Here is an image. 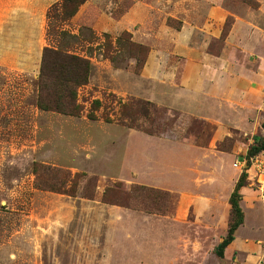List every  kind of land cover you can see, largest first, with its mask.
<instances>
[{"label": "rangeland", "instance_id": "obj_1", "mask_svg": "<svg viewBox=\"0 0 264 264\" xmlns=\"http://www.w3.org/2000/svg\"><path fill=\"white\" fill-rule=\"evenodd\" d=\"M92 2L95 9L118 18L131 1ZM260 3L264 0H226L230 11L217 37L206 39V55L198 51L207 65L227 62L226 74L239 84L233 90L240 83L250 86L237 103L247 113L243 124L218 131L211 122L138 94L142 67L134 69L135 58L144 64L148 46L129 51V43H138L127 31L77 28L54 9L41 22L39 7L33 31L30 23H2L7 35L0 36V61L12 63L28 53L21 63L34 68L26 73L0 70V264H223L213 248L225 234L227 198L239 179L231 163L262 136ZM233 12L252 24L256 38L248 54L221 47ZM162 23L171 29L180 26L169 17ZM11 28L14 36H8ZM26 28L29 35L16 34ZM242 32L240 26L234 36ZM45 49L89 62L86 84L74 90L81 108L77 116L36 105ZM150 61L149 76L157 74L156 62L163 63L158 79L164 88H185L184 55L154 54ZM93 101L98 107L90 110L91 120L86 114ZM121 103L130 106L132 116L120 110ZM197 111L203 114L204 107ZM240 185L246 226L258 227L264 208L245 181ZM248 204L254 207L248 209Z\"/></svg>", "mask_w": 264, "mask_h": 264}, {"label": "crops", "instance_id": "obj_2", "mask_svg": "<svg viewBox=\"0 0 264 264\" xmlns=\"http://www.w3.org/2000/svg\"><path fill=\"white\" fill-rule=\"evenodd\" d=\"M56 1L58 0H0V36L7 35L3 34L2 23L4 22H21L27 25L30 23L31 31H33L36 21V7H39L40 11L38 19L43 22L45 10ZM130 1L123 13L118 18H114L102 8L97 7L95 9L96 5L92 0H84L68 22L77 28L89 26L96 32L127 31L132 41L148 46L146 60L138 74V85L140 86L138 94L146 100L185 111L190 116L211 122L216 126V131L220 127H226V125L241 126L247 113L244 107L237 105V103L243 101L242 92L245 87L250 86L240 83V88L233 90L239 84L226 74L227 62L220 64L218 61L212 66L205 64L206 61L200 60L197 56L198 51L206 55L207 41L217 37V28L230 11L226 5V0H165V4L157 0ZM263 6L264 3H260L258 7V14L260 15H263ZM232 16V27L221 42V47L239 49L248 54L249 44L252 45V38H256L251 34L254 32L251 30L252 24L241 14L233 12ZM163 17L178 20L180 22L179 28L171 29L164 26ZM240 26L243 32L234 36L235 29L237 30ZM12 28H16V26ZM26 29V31L21 29L15 33L18 36H25L22 32L29 35L28 28ZM4 32L7 33V31ZM8 32H10L8 36H14L13 30ZM206 39L208 40L206 41ZM167 53L186 57V67L181 65L182 69L186 71L181 73V79L186 77L183 84L185 88L181 87L174 90L173 88H164V84L158 79L161 76L158 70H161L163 65L161 62L155 64L157 74L155 76L148 75L147 71L152 67L151 55H165ZM22 58H28V53L20 55L12 63L0 61V70H21L24 73L33 70L34 65L32 64L29 68V64L21 63ZM31 60L32 62L35 61V54H32ZM141 87L144 89L141 90ZM202 107H204V113L200 114L201 111L198 112L197 109ZM247 189L249 188L247 187ZM250 192L252 191L250 190ZM243 201L245 200H241L240 197L238 206L242 213L241 224L233 231L232 239L223 248L221 257L214 254L220 263L260 264L264 261V215L260 226H246L245 214L241 207ZM247 206L248 209L254 207L249 204ZM261 206L264 208L263 205Z\"/></svg>", "mask_w": 264, "mask_h": 264}, {"label": "trees", "instance_id": "obj_3", "mask_svg": "<svg viewBox=\"0 0 264 264\" xmlns=\"http://www.w3.org/2000/svg\"><path fill=\"white\" fill-rule=\"evenodd\" d=\"M59 3H52L45 13L46 19L52 9L58 10L60 16L68 18L73 16L80 4L84 0H59ZM50 9V10H49ZM135 48L137 51H142L141 45L128 44V50ZM143 60L135 58L134 69L137 71L142 67ZM89 75V62L86 59H81L74 56H64L55 51L45 49L42 54V59L38 74V98L37 107L39 110H50L59 112L69 116H77L81 108L75 103V88L85 85ZM141 103V102H140ZM94 104V105H93ZM142 104L149 105L148 101H142ZM98 107L97 101L90 104V109L86 114L88 119L94 120L95 116L90 112ZM120 110L125 112L127 116L131 108L128 104L121 103ZM106 122L109 119L105 117ZM262 136L256 140L257 144L250 147L245 156L255 155L257 152L264 149V120L261 123ZM245 175L241 173L239 179L235 182L232 191L230 192L227 202L229 205V221L226 228V234L222 240L214 247L213 253L217 257H221L223 248L231 241L232 233L242 222V213L238 206L240 188V180L244 181Z\"/></svg>", "mask_w": 264, "mask_h": 264}, {"label": "built area", "instance_id": "obj_4", "mask_svg": "<svg viewBox=\"0 0 264 264\" xmlns=\"http://www.w3.org/2000/svg\"><path fill=\"white\" fill-rule=\"evenodd\" d=\"M232 168L245 175L246 186L253 192L256 200L264 206V154L258 153L235 158Z\"/></svg>", "mask_w": 264, "mask_h": 264}]
</instances>
